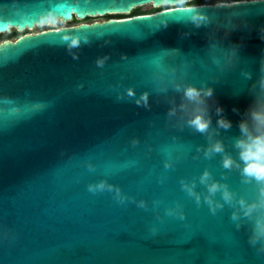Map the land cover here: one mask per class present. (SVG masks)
<instances>
[{
  "label": "water",
  "instance_id": "1",
  "mask_svg": "<svg viewBox=\"0 0 264 264\" xmlns=\"http://www.w3.org/2000/svg\"><path fill=\"white\" fill-rule=\"evenodd\" d=\"M187 1L0 0V33L129 14L142 5L169 6L0 42V264H264V255L248 245V234L235 229L231 208L213 214L181 189V178H198L208 168L216 179L224 174L236 193L254 194L235 169L221 168L219 154L206 159L196 152L206 137L188 127L180 130L182 120L166 116L169 105L155 93L151 78V61L166 55L164 48L185 56L177 60H192L185 79L214 88L215 103L232 121L220 138L233 151L231 141L252 102L249 86L264 55L257 31L264 25V5L242 0L232 7L177 6ZM190 9L211 13L214 21L250 22V29L239 27L227 37L217 33L225 46L241 45L237 68L219 80H212L219 73L207 52L212 25L195 27L188 21ZM65 37L80 39L79 47L69 50ZM103 56L108 59L97 66ZM241 68L252 73L251 80L241 76ZM128 89L137 97L148 92L151 107L137 106ZM175 100L179 103L178 96ZM215 122L213 106V127ZM166 159L172 168L165 169ZM100 179L133 199L120 204L107 191L89 192L87 185ZM133 200L147 201V209ZM175 203L185 219L165 215Z\"/></svg>",
  "mask_w": 264,
  "mask_h": 264
},
{
  "label": "clouds",
  "instance_id": "2",
  "mask_svg": "<svg viewBox=\"0 0 264 264\" xmlns=\"http://www.w3.org/2000/svg\"><path fill=\"white\" fill-rule=\"evenodd\" d=\"M233 2L238 0H218L217 6L232 7ZM257 5H264V0H251ZM192 14L188 18L195 27L202 25H212L210 34H208V58L212 64L216 65L218 75L212 77V80H219L230 71H234L240 62V44L232 43L228 46L223 44L222 38L217 33L222 32L223 37H227L233 30L239 27L251 28L249 20L242 23L237 19L228 18L227 20L214 21L206 12L189 10ZM166 26V24H165ZM258 34L264 40V25L257 28ZM189 33H184L187 36ZM66 45L69 50L79 47L81 40L77 38L65 37ZM88 41L85 39L84 43ZM166 55L155 56L151 61V78L154 85V91L158 96L163 97L169 107L166 116L168 118L178 117L182 120L180 130L188 127L193 132H198L206 137L207 143L203 146H197L196 152L202 154L206 159H211L217 154L220 156V166L222 169L232 171L235 169L241 178L243 184L254 186V194L251 198H246L233 191L228 183L222 179H216L212 172L205 168L198 178L186 180L181 178L179 181L181 189L188 197L194 200L197 206L204 203L208 206L211 213L215 214L223 209L225 205L232 209L231 220L239 230L244 224L248 225L247 242L255 251L264 255V55L259 60V75L249 86V93L252 96V102L242 113V118L238 122L239 135L232 139L229 151L224 140L220 138L221 130H228L232 127V121L224 115V109L214 101V88L205 83L197 86L185 79L193 66V61L188 59H179L185 57L180 54L178 49L164 48L161 50ZM173 58V63H166V58ZM73 58H77L73 55ZM108 59L107 56L98 57L97 66H103ZM240 74L245 79H252V73L241 68ZM175 95H169V90ZM127 95L136 97L137 106L150 108L149 93L143 92L138 97L133 89L127 90ZM175 96L179 97V103ZM216 116L215 126H212V111ZM233 111L239 110L233 108ZM179 114V115H178ZM175 126V125H174ZM133 144L138 143L133 139ZM86 167L92 171L94 166L89 163ZM165 169L173 167L171 159L164 161ZM202 186L203 191L197 190V185ZM87 190L91 193L109 192L114 200L120 204H125L130 199L118 185L110 183L106 179H100L89 183ZM217 195L219 198H217ZM137 207L147 209L148 203L145 200H133ZM159 202H153V208H158ZM166 216L176 217L180 220L185 219L183 207L179 203L164 209ZM158 229L154 225L150 232L155 235Z\"/></svg>",
  "mask_w": 264,
  "mask_h": 264
},
{
  "label": "rangeland",
  "instance_id": "3",
  "mask_svg": "<svg viewBox=\"0 0 264 264\" xmlns=\"http://www.w3.org/2000/svg\"><path fill=\"white\" fill-rule=\"evenodd\" d=\"M177 6H181L180 4ZM142 9H146L149 7V5H142L140 6ZM95 20H105V16H95L94 18L86 19L84 21H95ZM82 21H69V22H61L57 21L53 25H37L33 27L31 30H23V31H17L14 28L11 29L9 33H0V42H3L5 40H15L18 37L24 35V34H32L34 32H39L42 30H49L53 28H59V27H64V26H74V24L81 23Z\"/></svg>",
  "mask_w": 264,
  "mask_h": 264
},
{
  "label": "trees",
  "instance_id": "4",
  "mask_svg": "<svg viewBox=\"0 0 264 264\" xmlns=\"http://www.w3.org/2000/svg\"><path fill=\"white\" fill-rule=\"evenodd\" d=\"M238 1H242V0H238ZM217 2L218 0H191V1L180 3V5L181 6H194V5H200V4H215ZM164 8H169V6L164 5L158 8H152L151 6H149L146 9H142L140 6H137V8L132 9L129 14H117L116 13L113 15H109V14L105 15V20L116 19V18H127V17L137 16L140 14L155 13V12H158V10H161ZM90 18L91 17H86L84 20L90 19ZM72 21L74 22V21H81V20L74 18Z\"/></svg>",
  "mask_w": 264,
  "mask_h": 264
},
{
  "label": "snow or ice",
  "instance_id": "5",
  "mask_svg": "<svg viewBox=\"0 0 264 264\" xmlns=\"http://www.w3.org/2000/svg\"><path fill=\"white\" fill-rule=\"evenodd\" d=\"M230 10V9H229ZM209 16H212L211 15V13H209V12H206ZM92 171H96V169H94V170H92ZM234 227H235V225H234ZM235 229H236V227H235ZM237 230V229H236ZM240 230H244L247 234H248V225L247 224H244L239 230H237V231H240Z\"/></svg>",
  "mask_w": 264,
  "mask_h": 264
},
{
  "label": "built area",
  "instance_id": "6",
  "mask_svg": "<svg viewBox=\"0 0 264 264\" xmlns=\"http://www.w3.org/2000/svg\"><path fill=\"white\" fill-rule=\"evenodd\" d=\"M81 21L84 22V23H91V22H95L97 20H95V21H84V20H81Z\"/></svg>",
  "mask_w": 264,
  "mask_h": 264
}]
</instances>
